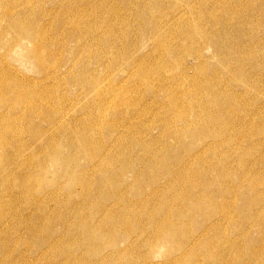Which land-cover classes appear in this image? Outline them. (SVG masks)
Masks as SVG:
<instances>
[{"label":"rangeland","instance_id":"1","mask_svg":"<svg viewBox=\"0 0 264 264\" xmlns=\"http://www.w3.org/2000/svg\"><path fill=\"white\" fill-rule=\"evenodd\" d=\"M29 1L0 16V68L41 78L16 62L29 25L61 74L0 122L18 157L0 264H264V0H200L152 38L190 0ZM194 25L206 35L181 38Z\"/></svg>","mask_w":264,"mask_h":264},{"label":"bare ground","instance_id":"2","mask_svg":"<svg viewBox=\"0 0 264 264\" xmlns=\"http://www.w3.org/2000/svg\"><path fill=\"white\" fill-rule=\"evenodd\" d=\"M195 1V2H194ZM200 0H190L189 2H184L182 3L183 6L182 8L177 11L178 9H176L174 15H169L165 17V21H164V18L161 20L159 19L158 23H159V30L157 32H151L150 34L151 35V38L155 35H159L160 33L163 32L164 33H172L173 32V29L177 26V25H181V26H188V23H189V14H191V11L195 10L197 8V3H199ZM183 2V1H182ZM202 2V1H201ZM204 2V1H203ZM216 3V2H215ZM218 4H220L219 2H217ZM180 5V4H179ZM18 6H21L20 9H25V8H28V7H31V4H30V1L29 0H0V16H3V13H4V16L6 18H10L13 14V11L18 7ZM200 6V5H199ZM217 6V4H216ZM223 7V6H222ZM178 8V7H177ZM233 8V7H232ZM231 9V8H230ZM229 9V10H230ZM237 9V8H236ZM235 9V11H236ZM238 10V9H237ZM214 11V9H213ZM225 11V10H224ZM232 11V10H230ZM228 12V11H227ZM233 12V11H232ZM239 12V11H238ZM237 12V13H238ZM30 13H32L30 11ZM213 13V12H212ZM209 14L210 11H209ZM233 15V13H231ZM239 14V13H238ZM242 14V13H241ZM236 15V14H235ZM240 15V14H239ZM25 16L24 14H22V18H31L30 16H26V17H23ZM165 16V15H164ZM225 16V15H224ZM241 16V15H240ZM242 17V16H241ZM211 18V17H210ZM214 18V17H213ZM213 18H211L213 20ZM216 19V18H215ZM214 19V21H215ZM235 19H236V16H235ZM237 20V19H236ZM241 20V19H240ZM237 22V21H236ZM220 23V22H219ZM222 24H224L222 22ZM32 27V26H31ZM191 29L189 30L188 28V31L185 32L184 34H180L182 37L181 38H186V39H190L191 40H194L192 39V32L194 35L196 34H201L203 36H205V32H200V28L197 27V25H194L193 27H190ZM20 39H23V40H27V42L29 43L30 45V48L27 49L25 47H23V45L21 44H18L14 50L16 51V62H19L20 65L24 68H31L32 70H37L40 74H41V78L36 80L35 79H31V78H23L22 76H19L16 72V74L14 73H11L8 71V69H6V65H3L1 68H0V107H7L6 112L5 113H0V122L4 123V121H9V118L11 117H15L14 118V121H17V120H20L21 118H27L28 116H32L34 115L35 113V100L38 96L35 95V91H29V88H30V85H39L40 83L44 82V81H51L52 83H56L58 81V75L61 74L58 70H54V67L53 65L51 64L50 66H48V63H47V60L50 58L48 57L47 53L46 55H43L42 54V48L46 51V48L45 46L40 42L41 41V37L40 35H38V33L35 32V28L33 26L32 29H30L29 25H26V27H21V31H20ZM190 34V35H188ZM179 35V36H180ZM173 36H175L173 34ZM178 36V37H179ZM179 39V38H178ZM188 39V40H189ZM167 41L166 39L161 41L163 45H166V42ZM16 42H18V39H16ZM45 44V43H44ZM46 45V44H45ZM42 47V48H41ZM177 49V48H176ZM175 49V51H177ZM167 52H169V54H173L175 53L174 52V49L171 50V48L168 46L167 49H166ZM49 52V51H48ZM234 53V52H233ZM238 55V54H237ZM233 57V56H232ZM225 59V58H224ZM2 60V59H1ZM224 61V60H223ZM225 62V61H224ZM4 63V62H3ZM231 64V63H230ZM161 66H159L158 68L160 69H164L165 68V63H161L160 64ZM148 66V65H147ZM229 67V66H228ZM227 67V68H228ZM231 67V66H230ZM150 68V67H149ZM184 68V67H183ZM143 69V67H142ZM185 69V68H184ZM10 70V69H9ZM198 70V69H196ZM84 71V70H83ZM182 71V70H181ZM69 72V70L67 71ZM145 73V71H143ZM147 73H149L147 70H146ZM184 72V70H183ZM182 72V73H183ZM186 72V71H185ZM143 74V73H142ZM146 74V73H145ZM179 74V73H177ZM140 75V74H139ZM176 75V74H175ZM180 75V74H179ZM249 75V74H248ZM141 76V75H140ZM145 76V75H143ZM187 76V75H186ZM138 77V76H137ZM148 77V76H147ZM184 78V75L182 76ZM195 77V76H194ZM205 78H207L206 76H204ZM249 77V76H248ZM182 78V80H183ZM232 78V77H231ZM145 79V78H144ZM179 79V78H177ZM198 77L196 78V81L198 83ZM202 79V78H200ZM146 80H148L146 78ZM145 80V81H146ZM203 80V79H202ZM206 80V79H205ZM203 80V81H205ZM208 80V78H207ZM149 81V80H148ZM184 81V80H183ZM195 81V80H194ZM201 81V80H200ZM209 81V80H208ZM207 81V83H209ZM147 82V81H146ZM186 82H189V81H186ZM38 83V84H37ZM181 83V82H180ZM191 83V81L189 82ZM194 83V82H192ZM191 83V84H192ZM195 84V83H194ZM214 84V83H213ZM35 85V87H36ZM197 85V84H196ZM196 85H193L194 88L196 89ZM215 85V84H214ZM40 86V85H39ZM42 86V85H41ZM141 85H138V87H140ZM192 86V85H190ZM107 87V86H106ZM216 87V86H214ZM32 88V87H31ZM30 88V89H31ZM39 87H36V90L38 89ZM42 88V87H41ZM99 88L98 87H95V91H97V89ZM193 88V89H194ZM35 89V88H34ZM40 89V88H39ZM120 89V88H119ZM118 89V90H119ZM194 89V90H195ZM43 90V89H42ZM39 91V90H37ZM46 91V90H45ZM196 91V90H195ZM44 92V91H43ZM197 92V91H196ZM115 93H113L114 95ZM117 94V92H116ZM115 94V96H116ZM49 95V94H48ZM47 95V93H45L41 98L43 99H46L48 100L49 99V96ZM52 94H50L51 96ZM112 95V94H111ZM167 95V94H166ZM118 97V96H117ZM211 98V97H210ZM52 99V98H51ZM112 99V98H111ZM114 99V98H113ZM200 100V99H199ZM197 101V100H196ZM29 106V108L26 110L25 107L23 108V104H25ZM110 103V102H109ZM176 103V102H174ZM235 103V102H234ZM114 104V103H113ZM178 104V103H177ZM189 104H190V101H189ZM115 105V104H114ZM113 105V106H114ZM181 105V104H180ZM183 105V103H182ZM191 105V104H190ZM127 106V105H126ZM174 106V105H173ZM182 107V106H181ZM178 108V107H177ZM180 108V106H179ZM213 108V106H212ZM176 109V108H174ZM15 112H18V114H15ZM7 113H11V116L7 115ZM14 115V116H13ZM65 117V116H64ZM17 118V119H16ZM198 119V118H197ZM13 120V119H12ZM61 120V119H60ZM199 120V119H198ZM7 122L4 123V127L7 125ZM12 122V121H11ZM196 123H198L196 121ZM6 124V125H5ZM9 124V123H8ZM239 124V123H238ZM1 125V124H0ZM198 125V124H197ZM8 127L10 128V126L8 125ZM6 130V128H2V132L3 131H8V128ZM13 129V128H12ZM233 129V128H232ZM11 130V128L9 129ZM15 130V129H14ZM13 130V131H14ZM229 130V129H228ZM234 130V129H233ZM249 131V130H248ZM1 132V131H0ZM10 132V131H9ZM8 133V132H7ZM11 133H15V132H11ZM97 133V132H95ZM6 134V133H5ZM4 134V136H5ZM1 135V134H0ZM177 138H178V135H175ZM6 137V136H5ZM4 137V138H5ZM12 137V135H11ZM13 137H15V134L13 135ZM163 137V136H162ZM3 138V137H2ZM1 138V139H2ZM16 138V137H15ZM14 138V139H15ZM238 138V137H237ZM236 138V139H237ZM12 139V138H11ZM10 139V140H11ZM238 140V139H237ZM223 141V140H222ZM9 143V142H8ZM2 144V143H1ZM0 144V145H1ZM7 144V142H6ZM207 144V143H206ZM213 144V143H212ZM210 144V145H212ZM3 145V144H2ZM5 145V143H4ZM209 145V146H210ZM2 147V146H1ZM208 147V146H207ZM6 149V148H5ZM10 150V148H9ZM182 152V151H181ZM16 153L14 152V149H11L10 152L8 153H3L1 148H0V171L3 172L5 170H7L8 166L12 165V166H15L17 164V158L16 157ZM104 156V155H102ZM191 157V156H190ZM89 160H92V156L90 157ZM192 160V159H191ZM195 161V160H194ZM190 162V161H189ZM98 163V162H97ZM107 163V162H106ZM187 163V162H186ZM108 164V163H107ZM189 166L191 164H188ZM186 167V166H185ZM188 167V166H187ZM186 167V168H187ZM185 169V168H184ZM34 171V170H33ZM32 171V172H33ZM33 174V173H32ZM180 174V173H179ZM155 191V189H154ZM156 192V191H155ZM154 192V193H155ZM55 199V197H54ZM143 200V198H142ZM115 201V199H114ZM117 202V201H116ZM134 203V202H133ZM8 206V205H7ZM221 208H222V205H221ZM225 208V207H224ZM224 213V211H223ZM225 214V213H224ZM3 223L4 221L3 220H0V223ZM1 223V225H2ZM167 223V222H166ZM211 224V223H210ZM209 224V225H210ZM213 224V223H212ZM211 226H214L212 225ZM208 225V226H209ZM166 227H168V225H165ZM207 226V227H208ZM140 230V229H139ZM208 230V229H207ZM205 232V231H204ZM207 233V231H206ZM200 234V233H199ZM167 235V234H165ZM166 238V237H165ZM196 238V237H195ZM151 239V238H150ZM157 239V238H155ZM198 239V238H197ZM152 241V240H151ZM194 241V240H193ZM197 241V240H196ZM196 243V242H195ZM193 243V245L195 244ZM191 244V243H190ZM192 245V247H193ZM51 247V246H50ZM191 248V247H190ZM190 250V249H188ZM184 256V255H183ZM106 257V256H105ZM102 258V260L105 259ZM177 257V256H175ZM168 258V257H167ZM174 258V257H173ZM169 259V258H168ZM34 260L32 259V262ZM31 261H29V259H26L25 260V263H22V264H33Z\"/></svg>","mask_w":264,"mask_h":264}]
</instances>
